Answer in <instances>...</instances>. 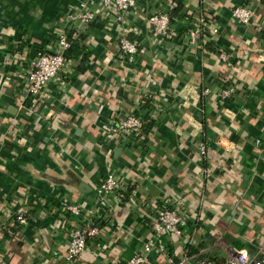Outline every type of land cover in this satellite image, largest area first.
Masks as SVG:
<instances>
[{
	"label": "crops",
	"instance_id": "obj_1",
	"mask_svg": "<svg viewBox=\"0 0 264 264\" xmlns=\"http://www.w3.org/2000/svg\"><path fill=\"white\" fill-rule=\"evenodd\" d=\"M82 1L0 0V220L23 204L38 219L14 234L0 230V264H68L66 234L49 226L59 208L49 195L90 206L94 186L111 168L132 190L108 211L116 226L108 225L77 264H125L152 235L147 204L172 198L189 219L192 241L187 255L166 242L176 263L227 264L229 249L264 258V0H138L137 12L121 24L96 20L77 40L84 49L82 80L65 104L51 105L42 128L11 112L25 56L50 50L53 30L70 24L67 11ZM236 6L255 9L256 24L237 26ZM156 12L171 17L173 36L162 44L146 22ZM189 13L212 15L220 27L203 49L185 39ZM121 36L139 44L134 66L119 54ZM221 52L231 53L230 61L221 62ZM227 88L234 94L223 100ZM139 110L152 116L145 146H118V156L107 158L102 127ZM17 120L24 126L20 135L13 133ZM204 145L207 162L200 156ZM80 182L92 191L80 192Z\"/></svg>",
	"mask_w": 264,
	"mask_h": 264
},
{
	"label": "built area",
	"instance_id": "obj_2",
	"mask_svg": "<svg viewBox=\"0 0 264 264\" xmlns=\"http://www.w3.org/2000/svg\"><path fill=\"white\" fill-rule=\"evenodd\" d=\"M137 9L138 0H85L80 2L78 9L68 10L70 24L55 27L48 43L51 49L31 51V58L28 57L29 54L25 56L26 66L21 93L16 101L17 110L25 113L28 119L33 120L32 122L41 123L44 128L42 122L50 116L48 109L51 105L58 102L65 104V98L70 94V90L75 88L74 83L82 80L79 63L83 59L84 49L77 46L78 36L96 20L106 21L110 26L114 23L121 24L125 21L126 14L136 13ZM231 17L237 26L246 29L256 24L257 13L252 7L236 6L232 10ZM146 22L151 33L160 39L161 44L172 38L173 29L168 13L150 14ZM214 22L212 15L189 13V28L185 39L198 48H205L208 42L213 40V36L220 34V27ZM76 23L79 24L76 27V34L71 35V30L75 28ZM117 46L123 62L127 66H134L140 54L139 44L121 36L117 40ZM17 56L20 57V54ZM231 58L232 54L228 52H221L219 56L223 63H227ZM233 94L234 90L227 88L221 92L220 96L225 100ZM153 107L156 113H161L160 104L155 103ZM141 114L140 110L139 114L131 111L123 119L112 121L102 127L104 143L107 145V148H104L102 144V148L107 158L113 159L118 146H145L144 133L148 120H152V116ZM46 126L52 129L54 125L50 120ZM20 128L24 126L17 120L13 133L20 135ZM200 156L202 162H207L208 148L205 145L200 148ZM131 190L132 185L127 177L119 173L118 169L111 168L94 186V199L90 206L49 195V202L59 207L56 215L51 218L49 226L66 234L68 264H77L89 247L96 245L103 230H109L108 225L116 226V222L109 219L108 211L118 207L120 200L128 196ZM172 199L162 204H147V209L151 210L153 216L151 217L152 235L149 240L140 245L125 264H160L161 259H165L166 264H186L187 258L176 263L166 244L167 241L180 244L187 255L188 247L192 242L187 230L189 219L175 207V200L171 202ZM23 206L15 213L9 214L6 217L7 222L0 220V230H10L14 234L15 230L28 229L32 222H38V219L33 217L32 210L28 208V204ZM227 255V264H264V258L250 259L244 250L229 249ZM194 264L216 263L209 258H200Z\"/></svg>",
	"mask_w": 264,
	"mask_h": 264
},
{
	"label": "water",
	"instance_id": "obj_3",
	"mask_svg": "<svg viewBox=\"0 0 264 264\" xmlns=\"http://www.w3.org/2000/svg\"><path fill=\"white\" fill-rule=\"evenodd\" d=\"M11 112H13V113L17 112V108L12 107L11 108ZM118 152H120V150L117 149L115 151V156H118ZM79 191L82 192V193H90L92 191V189L90 188L89 185L85 184L84 182H80L79 183Z\"/></svg>",
	"mask_w": 264,
	"mask_h": 264
}]
</instances>
